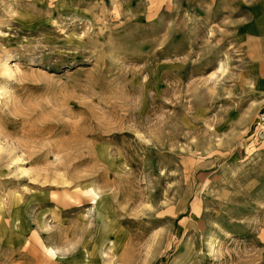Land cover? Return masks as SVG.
I'll return each instance as SVG.
<instances>
[{"label":"rangeland","instance_id":"rangeland-1","mask_svg":"<svg viewBox=\"0 0 264 264\" xmlns=\"http://www.w3.org/2000/svg\"><path fill=\"white\" fill-rule=\"evenodd\" d=\"M243 17L0 0V264H264V39Z\"/></svg>","mask_w":264,"mask_h":264},{"label":"crops","instance_id":"crops-1","mask_svg":"<svg viewBox=\"0 0 264 264\" xmlns=\"http://www.w3.org/2000/svg\"><path fill=\"white\" fill-rule=\"evenodd\" d=\"M229 2L244 13V17L237 25L236 35L248 44L252 43V39H264V0H229Z\"/></svg>","mask_w":264,"mask_h":264},{"label":"bare ground","instance_id":"bare-ground-1","mask_svg":"<svg viewBox=\"0 0 264 264\" xmlns=\"http://www.w3.org/2000/svg\"><path fill=\"white\" fill-rule=\"evenodd\" d=\"M102 227V226H101ZM102 229V228H101ZM103 229H105L104 227H103ZM103 231V230H102ZM104 236V235H103ZM103 236H101V237H103ZM83 250V249H82ZM86 258V259H85ZM89 259V252H88V250H83V251H81V252H79L78 254H77V256L75 257V260L80 264H82V260L83 259H85V261H89L88 259ZM78 263H76V264H78Z\"/></svg>","mask_w":264,"mask_h":264},{"label":"built area","instance_id":"built-area-1","mask_svg":"<svg viewBox=\"0 0 264 264\" xmlns=\"http://www.w3.org/2000/svg\"><path fill=\"white\" fill-rule=\"evenodd\" d=\"M257 126L262 129L264 127V105L261 108V111L259 112V115L257 117L256 121Z\"/></svg>","mask_w":264,"mask_h":264}]
</instances>
